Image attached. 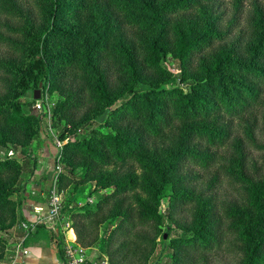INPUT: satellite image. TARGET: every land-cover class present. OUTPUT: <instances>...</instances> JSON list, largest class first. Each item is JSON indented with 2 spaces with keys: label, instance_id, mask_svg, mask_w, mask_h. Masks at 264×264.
Instances as JSON below:
<instances>
[{
  "label": "trees",
  "instance_id": "16d2710c",
  "mask_svg": "<svg viewBox=\"0 0 264 264\" xmlns=\"http://www.w3.org/2000/svg\"><path fill=\"white\" fill-rule=\"evenodd\" d=\"M219 1L112 0L113 4L106 7L108 13L98 9L103 28H93V37L81 40L79 27L69 21L89 11V0H0V11L7 17L0 21V46L25 55L18 66L11 64L18 75L12 86L13 98L0 101V119L5 125L0 130V154L5 148L13 149L12 157L0 159V180L18 165L21 156L30 154L27 149L16 151L19 132L27 134L26 128L38 119L33 113L36 101L24 100L25 95L51 84L58 87L60 96L49 107V114L52 125L59 128L60 140H65L58 156L64 160L71 153L67 163L78 156L86 158L84 174L92 172L90 164L94 162L104 166L112 158L120 163L136 161L158 181V200L168 199L170 214L175 207L194 203L193 184L202 181L204 175L193 174L194 169L212 171L218 158H224L218 151L236 147V140L240 149L237 168L227 169L226 177L215 172L206 189H220L224 181L231 185L237 181L240 192L247 197V206L227 209L223 217L212 207L204 210L197 225L187 233L177 234L170 225L166 255L178 262L180 246L212 252L222 249L232 238L234 243L244 244L245 264H264V165L259 173L249 149L264 151L256 133L260 117L253 118L242 136H234L232 123L227 122L243 119L264 106V10L260 9L250 38L242 23L247 0H234L235 13L227 25L215 12L206 13L205 5ZM197 13L199 18H194ZM223 25L226 28L222 29ZM127 29H140L146 34L142 47L133 40L119 38L112 49L114 35ZM57 41L70 45L82 41L84 48L79 52L69 45L56 49ZM169 54L177 60L178 72L175 83L165 86L159 78L169 70L165 66ZM106 111V121L99 124L96 118ZM174 125L179 134L177 148L166 149ZM187 167L191 169L185 171ZM251 169L255 173H249ZM33 174L32 168L24 172V178L31 179ZM54 176L55 172L47 176L51 185ZM62 180L63 170L59 179L63 193ZM109 183L96 187L94 204L86 202L81 207L74 198L66 207L69 220H80L72 226L83 246L90 247L92 242L82 235V225L110 207L116 198L119 211L110 223L112 236L128 237L158 216L156 211L145 210L149 207L145 203H141L140 212L130 204V195L147 187L141 186L138 176L119 179L112 190L101 193ZM150 185L154 189V184ZM17 191L0 181V200ZM22 231L25 244L40 243L42 239L54 241L55 246L65 242L64 234H56L44 223H29ZM107 236L101 238V244H107ZM164 240L163 234L162 243ZM4 249L7 246L0 251V259L6 256ZM57 250L60 254L61 248Z\"/></svg>",
  "mask_w": 264,
  "mask_h": 264
},
{
  "label": "rangeland",
  "instance_id": "374dc122",
  "mask_svg": "<svg viewBox=\"0 0 264 264\" xmlns=\"http://www.w3.org/2000/svg\"><path fill=\"white\" fill-rule=\"evenodd\" d=\"M30 1L31 0H27ZM90 9L83 15L80 19H71L69 24L76 23L79 27L81 35V40L93 37V28H103V19L100 15L98 9L101 8L107 12L106 7L112 5V0H89ZM234 0H222L217 4L205 5V10L207 14L215 12V14L223 17V24L228 23L235 13ZM264 10V0H247L245 1V12L243 15L242 23L246 26L248 37L252 38L253 23L258 21L260 10ZM108 13V12H107ZM200 14H195L194 18H199ZM203 20V16L200 18ZM7 17L4 13L0 11V21L4 22ZM204 21V20H203ZM202 21V22H203ZM226 25L221 28L224 29ZM3 32V27H0V33ZM145 33L140 29H127L125 32H121L120 35L113 37L111 41V47L118 39H124L126 42L133 40L139 48L143 45V37ZM69 45V46H67ZM65 46L72 47L76 51H80L84 48L82 41L79 43H73L70 45L68 43H63L60 41L56 42V49H64ZM113 49V47H112ZM111 63H114L112 56L108 57ZM25 60V55L23 53H17L13 49H8L7 47L0 46V101L9 99L12 97V86L16 83L18 75L16 74V69L13 63L18 66L22 61ZM19 62V63H18ZM165 66L169 69L166 71L165 75H161L159 81L165 86H170L175 83L174 76L178 72V62L171 54L168 55ZM84 82L83 80H81ZM36 90L40 91V96L38 99L35 98ZM60 96L58 87L51 84L47 89L43 90L42 86L37 87L29 91L24 100L33 101L36 104H40L41 107H37L36 111L33 108V113H36L38 119L34 120L31 125L26 129L27 134H22V130L18 134L19 142L17 144L16 151L21 153L23 149H27L30 154L20 158L17 166H15L12 171L2 177L0 180L4 182L7 186L12 188H17V191L13 196H9L2 199L3 203H0V236L3 237V244L0 245V251L2 248H16L21 242L22 234L24 233L23 227L27 222H34L38 219L35 213L34 200L43 198L46 202L50 200V187L51 180H49V173L55 172L58 164L61 165L63 170V217L66 221L72 223H79L80 220H69L68 210L66 209L69 204L72 203L73 199L82 207L86 202L90 204L95 203V191L98 185L109 180V187L101 191V193L108 192L112 190L113 184L123 178L138 176L141 182V187L136 193L130 195V204L134 206L136 212L142 208L141 203L147 204L145 210L150 209L152 212L156 211L158 216L153 222L149 223L143 228H138L133 230L128 237H120L118 235H113L114 230L112 229L110 223L118 213V201L115 199L110 207H107L103 212L97 216H93L91 220L82 225L81 231L82 235H86V240L92 242V246L86 247L89 252L95 255L94 258H108L112 264H245V247L242 243H234L232 238L227 241L226 245L219 250L212 252H204L203 250L190 251L187 247L180 246L181 258L178 262H174L166 253L168 252L169 235L166 233L169 226L171 225L177 234L191 232L195 225L198 223V217L204 212V210H209L211 207L220 216H227V209L241 207L244 209L247 206V197L245 194L241 193L239 182L234 181L233 185L224 181L223 188L220 189H210L207 190L208 183L213 178L215 172L220 173L222 177H226L229 173L227 169H236V163L238 161V156H240L239 145L235 140L236 147H227L223 150L218 151V155H224V158L219 157L216 163V167L209 172L202 171L200 169H194L193 174H202V181L195 182L193 184L194 203L187 205L186 207L180 206L175 207L169 213L170 203L167 198H160V185L158 181L154 180L146 168L141 167L133 162L120 163L115 158L110 160L107 165H98L94 162L90 164L92 172L84 174L85 167L84 162L86 158L76 157L70 163H67L66 158L71 154L65 155V159L58 156L61 152V148L58 147L56 139L59 138L60 132L57 126L52 125V119L47 111L49 107H52L53 102L56 103ZM13 98V97H12ZM44 105L46 108H44ZM46 109V110H45ZM42 112H47V115H41ZM108 112L96 118V121L101 124L107 119ZM264 115V106H262L257 112L252 114H247L243 119L235 118L228 120V123H232L234 130V136H242L246 131V127L252 122L255 116L260 117V127L257 133L258 143L264 145V125L262 124V117ZM4 121L0 119V130L4 128ZM179 126V125H178ZM178 127L174 125L173 130L168 133V139L170 143L166 145V149L170 147L172 150L177 148V139L179 137ZM29 138L27 147H25L26 138ZM60 139V138H59ZM63 145L65 140L62 141ZM165 147V146H164ZM249 149L252 151L253 161H257L258 171L262 173L264 165V151L253 150L251 147ZM171 150V151H172ZM13 149L8 147L3 149V154H0V159L12 157ZM229 157H232L229 158ZM159 158V157H157ZM251 162V160H250ZM250 162L246 163L248 169L250 168ZM22 168H20V166ZM34 169L33 177L30 179L27 176L24 178V172ZM190 167L185 168L188 171ZM191 169V168H190ZM61 170V171H62ZM19 171V172H18ZM18 172V173H17ZM249 173H255V170L251 169ZM83 176V177H82ZM82 177V178H81ZM110 178L113 181H110ZM154 184V189H151ZM159 187V188H156ZM146 188L149 190L147 191ZM204 190V193L202 191ZM81 191V194H78ZM76 197H75V196ZM143 210V209H142ZM205 213V212H204ZM59 231L63 230V224H59ZM77 231V230H76ZM78 233V232H76ZM107 236V244H101V238ZM111 234V236L109 235ZM164 234L165 240L162 243V235ZM175 244L180 245L179 241H174ZM4 246V247H3ZM4 254L0 262H8L11 252L8 249H4ZM166 251V252H165ZM179 251V252H180ZM165 252V254H163ZM113 254V256H111Z\"/></svg>",
  "mask_w": 264,
  "mask_h": 264
},
{
  "label": "built area",
  "instance_id": "2783aa9c",
  "mask_svg": "<svg viewBox=\"0 0 264 264\" xmlns=\"http://www.w3.org/2000/svg\"><path fill=\"white\" fill-rule=\"evenodd\" d=\"M37 107H41L40 104H36ZM35 108L37 109V107ZM49 112V109L47 110ZM58 147H63V142L59 138L56 139ZM62 167L58 164L56 173L50 187V200L48 202L47 224L53 230H59V224H63V230L65 232L64 254L66 258V264H111L108 258H94L90 259L88 255V249L80 244L77 240L75 229L70 221H66L62 214L63 198L62 192L59 190V179ZM69 232L74 235L70 237ZM27 255L29 250L24 248L23 242H20L15 251V258L12 261L0 262V264H15V259L20 255Z\"/></svg>",
  "mask_w": 264,
  "mask_h": 264
},
{
  "label": "crops",
  "instance_id": "0c3cea01",
  "mask_svg": "<svg viewBox=\"0 0 264 264\" xmlns=\"http://www.w3.org/2000/svg\"><path fill=\"white\" fill-rule=\"evenodd\" d=\"M34 208L35 213L37 214L38 219L34 222H27L29 223H44L47 228L53 230L51 227L47 224V213H48V202H46L43 198L35 199L34 200ZM26 224V225H27ZM55 231V230H54ZM56 234H64V231H55ZM69 235L71 238L74 237L72 232H69ZM25 238L22 234L21 242H23L24 248H27L29 250V253L27 255H23L22 253L15 259V264H66V258L64 254V243L60 246H55V242L49 239H42L40 243H31V244H25ZM61 248L60 254L57 252V248ZM10 254L9 261H12L15 256L16 248H8ZM88 255L90 259H94L95 255L89 252Z\"/></svg>",
  "mask_w": 264,
  "mask_h": 264
},
{
  "label": "water",
  "instance_id": "95a60500",
  "mask_svg": "<svg viewBox=\"0 0 264 264\" xmlns=\"http://www.w3.org/2000/svg\"><path fill=\"white\" fill-rule=\"evenodd\" d=\"M39 96H40V91L39 90H36V92H35V98L38 99Z\"/></svg>",
  "mask_w": 264,
  "mask_h": 264
}]
</instances>
